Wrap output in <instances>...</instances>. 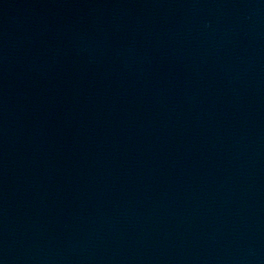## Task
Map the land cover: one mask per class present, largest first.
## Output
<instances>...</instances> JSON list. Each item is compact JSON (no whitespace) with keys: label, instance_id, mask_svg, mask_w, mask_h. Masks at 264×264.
<instances>
[{"label":"water","instance_id":"1","mask_svg":"<svg viewBox=\"0 0 264 264\" xmlns=\"http://www.w3.org/2000/svg\"><path fill=\"white\" fill-rule=\"evenodd\" d=\"M0 264H264V0H0Z\"/></svg>","mask_w":264,"mask_h":264}]
</instances>
